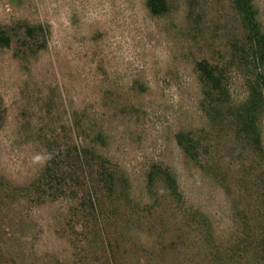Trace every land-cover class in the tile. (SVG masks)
<instances>
[{
  "label": "rangeland",
  "instance_id": "obj_1",
  "mask_svg": "<svg viewBox=\"0 0 264 264\" xmlns=\"http://www.w3.org/2000/svg\"><path fill=\"white\" fill-rule=\"evenodd\" d=\"M146 1L0 0V264H250L237 191L251 181L228 166L197 68L225 67L243 101L242 28L229 0H200L199 20L190 0L162 15ZM183 130L203 134L198 160Z\"/></svg>",
  "mask_w": 264,
  "mask_h": 264
},
{
  "label": "trees",
  "instance_id": "obj_2",
  "mask_svg": "<svg viewBox=\"0 0 264 264\" xmlns=\"http://www.w3.org/2000/svg\"><path fill=\"white\" fill-rule=\"evenodd\" d=\"M200 0H190L197 17L201 16L204 6ZM235 11V19L242 28L241 42L235 41L234 58L241 64V70L247 87L246 98L239 103H232L230 89L227 86V71L219 64H212L207 59L197 62V68L205 84L207 103L204 106L211 124L219 127L225 135L228 144H231V153L228 166L233 165L236 170H241V177L251 181V185L238 195L246 197V203L240 206L242 215L241 229L245 238L242 240L243 249L241 257H246L250 264H264V150L262 148V135L259 122L264 113V30L259 17V9L254 0H229ZM146 5L154 15L165 14L169 10L168 0H147ZM197 20V19H196ZM197 20V21H198ZM199 22V21H198ZM42 27L25 25L26 34L34 37ZM11 35L0 28V44L10 46ZM210 106V109H209ZM203 134L196 131H180L177 134L178 144L191 158L198 160L203 147ZM208 152V150H206ZM57 162L53 167L47 168L45 179L52 178L56 171ZM212 169H222L223 163L213 164ZM159 177L178 196V184L175 176L168 170L158 171ZM257 176L255 186L259 188L254 195L252 179ZM152 175V174H151ZM44 177V176H42ZM151 176V179H153ZM243 178H239L244 183ZM210 233V232H204ZM250 238V239H249ZM253 239V240H251Z\"/></svg>",
  "mask_w": 264,
  "mask_h": 264
}]
</instances>
